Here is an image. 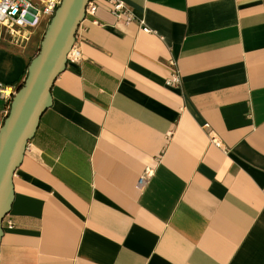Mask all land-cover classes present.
I'll use <instances>...</instances> for the list:
<instances>
[{
  "label": "crops",
  "instance_id": "crops-1",
  "mask_svg": "<svg viewBox=\"0 0 264 264\" xmlns=\"http://www.w3.org/2000/svg\"><path fill=\"white\" fill-rule=\"evenodd\" d=\"M124 1L136 21L95 0L81 23L0 264H264V0ZM28 45L0 48V83L20 84Z\"/></svg>",
  "mask_w": 264,
  "mask_h": 264
},
{
  "label": "water",
  "instance_id": "water-1",
  "mask_svg": "<svg viewBox=\"0 0 264 264\" xmlns=\"http://www.w3.org/2000/svg\"><path fill=\"white\" fill-rule=\"evenodd\" d=\"M47 26L39 52L30 61L27 74L14 94L10 111L0 128V244L4 218L15 196L14 175L23 163L28 143L37 133L45 111L52 103L56 78L68 66L67 55L93 0H62Z\"/></svg>",
  "mask_w": 264,
  "mask_h": 264
},
{
  "label": "built area",
  "instance_id": "built-area-1",
  "mask_svg": "<svg viewBox=\"0 0 264 264\" xmlns=\"http://www.w3.org/2000/svg\"><path fill=\"white\" fill-rule=\"evenodd\" d=\"M111 4V13L116 15L118 20L126 23L136 21L137 18L124 0H107ZM62 0H0V45L3 39H8L16 46L26 47L33 39L35 29L44 19H48V25L55 14L58 7L62 4ZM95 0L89 2L86 14L94 15L96 12ZM142 30L151 32L146 27L143 20H139ZM47 25V26H48ZM83 53L80 46L75 42L72 49L67 55L68 62H80ZM181 82V76L174 74L172 78L167 80L168 85H178ZM19 84L7 85L0 83V99L4 101V106L0 110V128L4 119L10 111L13 96L18 91ZM209 128V125H206ZM209 137L212 142L220 145L219 139L211 131ZM152 170L147 168L141 175L138 185L143 187ZM9 225L12 223L9 221Z\"/></svg>",
  "mask_w": 264,
  "mask_h": 264
},
{
  "label": "rangeland",
  "instance_id": "rangeland-1",
  "mask_svg": "<svg viewBox=\"0 0 264 264\" xmlns=\"http://www.w3.org/2000/svg\"><path fill=\"white\" fill-rule=\"evenodd\" d=\"M48 22L49 20L48 19H44L40 25L35 29V32H34V37L32 39V42L28 45L29 48H31L32 52H31V56H30V61L35 57V55L39 52V47L41 45V41H42V38L44 36V32L47 28V25H48ZM9 41V42H8ZM10 44H12L10 42V40H3L2 44L0 45V48H4L3 46H6V47H10ZM22 48V47H21ZM27 49V47H26ZM26 76V75H25ZM25 78V77H24ZM23 78V79H24ZM22 80H20V83H22ZM4 106V101L0 99V110L1 108ZM7 117V116H6ZM6 117L4 119V121L6 120ZM4 123V122H3Z\"/></svg>",
  "mask_w": 264,
  "mask_h": 264
}]
</instances>
